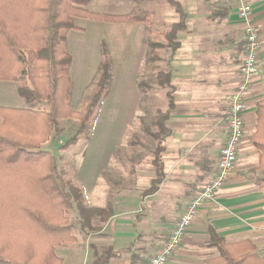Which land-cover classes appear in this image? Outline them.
<instances>
[{"label":"trees","instance_id":"1","mask_svg":"<svg viewBox=\"0 0 264 264\" xmlns=\"http://www.w3.org/2000/svg\"><path fill=\"white\" fill-rule=\"evenodd\" d=\"M140 0H133L138 3ZM91 0H0V81L17 84L26 108L0 107V264H63L55 248L74 242L73 225L67 213L76 210L83 231L99 232L93 219L107 222L114 216V205L88 207L83 191L66 177L58 158L44 144L63 134L62 123L79 121L76 133L59 149L64 151L91 133V121L110 94L114 63L105 41L101 43V62L96 90L80 112L74 110V82L70 67L73 57L66 45L65 32L78 30L75 19L112 24H153L155 12L135 9L123 15L91 12ZM179 21L163 33L171 51L170 62L180 48L178 33L186 29V14L176 0H167ZM150 29V35L153 34ZM148 61H160L159 43L148 39ZM160 48V49H161ZM155 71L157 69L153 68ZM172 67L159 69L157 83L168 93V109L158 110L155 132L158 142L153 164L156 179L144 195L158 191L165 173L161 155L171 131L166 122L175 107ZM139 82L148 93L152 88ZM258 129L251 142L260 154L257 170L264 171V100L258 103ZM264 190V177L258 180ZM210 245L219 250L218 264H264V256L249 241L227 244L210 229Z\"/></svg>","mask_w":264,"mask_h":264},{"label":"crops","instance_id":"2","mask_svg":"<svg viewBox=\"0 0 264 264\" xmlns=\"http://www.w3.org/2000/svg\"><path fill=\"white\" fill-rule=\"evenodd\" d=\"M247 1L253 7V23L260 34L261 70L254 77L247 95L246 138L229 183L215 201L200 209L195 224L168 264H218L220 253L210 245V229L227 244L249 241L256 247V252L264 256V190L248 173L259 166L260 160L251 137L258 129V103L264 100V0ZM101 2L106 3L105 6L113 4L119 9L100 7ZM177 2L187 17L186 29L177 36L180 48L171 62L175 107L166 122L171 134L163 143L164 151L161 155L165 178L154 194L144 195L147 190L142 193V202L165 191L167 183L171 185V192L179 195L178 199L191 200L214 179L220 150L227 141L226 121L230 98L240 80L239 68L246 55L244 24L237 16L231 0ZM133 6V0H91L88 9L120 15L132 11ZM142 24H114L130 32L128 36L141 33L140 42L131 43V46L125 44L130 48L126 50L131 56L130 62H135L132 58L134 53L145 44L147 28H143ZM101 25L111 27L107 23ZM111 41L105 42L113 57L118 47ZM138 44L140 46L137 48ZM141 52H144L143 47ZM16 97L21 99L17 84L0 81V107L26 108ZM50 142L44 144V148ZM154 179L156 177L152 181ZM130 201L132 206L127 207ZM108 202L100 208L106 207ZM134 203V200L124 201L119 197L117 206L125 207L116 210L107 222H100L99 227L93 224L100 229L95 236L90 234L83 238L82 228L79 235L73 232L76 240L56 247V256L63 264H149L164 240L170 236L175 219L169 220L161 213L160 219L165 218L171 223L158 226L150 222L157 219L150 217V207L144 208L142 205L139 208ZM143 209L145 219L139 222ZM134 213L136 217L132 220L129 215ZM157 233L164 234H159L160 237L153 241L140 239L145 234L155 236ZM99 250L100 261H96L95 256Z\"/></svg>","mask_w":264,"mask_h":264},{"label":"rangeland","instance_id":"3","mask_svg":"<svg viewBox=\"0 0 264 264\" xmlns=\"http://www.w3.org/2000/svg\"><path fill=\"white\" fill-rule=\"evenodd\" d=\"M133 3V10L140 8L155 11L153 24H142V26L147 28L144 43L151 39L164 46L160 47L161 49L158 48L160 61L155 64L150 63L148 48L145 44L144 46L138 44L137 48L140 47L132 57L135 62H130L131 56L126 52L130 48L126 46L128 43L131 46V43L140 42L142 39L140 32L133 33L131 37L128 36L130 32L126 29L112 23L101 21V23L111 24V27L107 28L106 25H101L100 21L75 19L78 30L65 32V43L73 57L70 72L75 84L72 96L74 110L80 112L85 109L88 99L96 90L98 66L102 59L100 45L102 39L110 43L113 40L116 48L118 47L117 54L114 53L112 57L115 62L114 80L110 94L90 123L91 133L88 137H82L67 150H60L59 148L74 136L79 127V121L70 119L62 123L63 134L51 141L45 148L58 158V164L66 172V177L83 191L88 207H101L109 201L108 204L112 203L116 211L121 206L125 207L117 206L118 198L121 197L124 201L134 200V205L137 204L139 208L142 205L144 208L150 207V217L157 218L150 221L151 223L162 227L170 225L171 222L165 218L160 219L162 213L169 220L175 219V226L190 200L178 199L179 195L171 192L172 188L168 183L164 188L165 191L149 201L146 199L142 202L141 196L151 187V181L156 177L153 161L158 142L149 132L157 130L155 127L156 112L158 110L167 111L169 103L167 94L172 92V89L162 88L157 83L159 69L168 72L171 68L172 51L167 47L168 42L161 32L168 31L171 24L178 21V15L166 0H140L138 3ZM101 4L100 7H106L108 10L119 9L113 4L108 6H105L106 3ZM91 12L116 15L111 12ZM150 29H153L152 35L149 33ZM142 47L144 52H141ZM124 51L125 53L122 54ZM154 67L159 69L155 71ZM139 82H144L152 90L148 93L141 92L138 88ZM16 98L23 107L28 106L25 100ZM166 143L168 144V141ZM261 172L259 173L256 168L248 172L257 185L261 184L258 180L264 177V172ZM126 206L131 207V201ZM143 212H145L144 209L140 217ZM68 216L72 222L74 234H81L78 212L73 210L68 213ZM129 217L133 220L136 214L129 215ZM144 219L143 214L139 222ZM92 223L100 226L98 218H94ZM90 234L95 236V233L84 231L82 237ZM159 234L162 236L161 234L164 233H157L155 236L145 234L153 238L140 236V239L153 241L160 237ZM168 238L169 236L164 241ZM95 259L100 261V250Z\"/></svg>","mask_w":264,"mask_h":264},{"label":"built area","instance_id":"4","mask_svg":"<svg viewBox=\"0 0 264 264\" xmlns=\"http://www.w3.org/2000/svg\"><path fill=\"white\" fill-rule=\"evenodd\" d=\"M235 12L245 28L246 55L239 68L240 80L229 102L227 117V141L220 150L217 173L214 179L197 193L187 204L185 212L176 222L171 235L150 259L149 264H168L181 248L189 230L195 224L200 209L215 201L229 183L238 163L246 138L245 113L247 95L254 77L260 72L261 40L258 28L253 23V7L247 0H231Z\"/></svg>","mask_w":264,"mask_h":264}]
</instances>
